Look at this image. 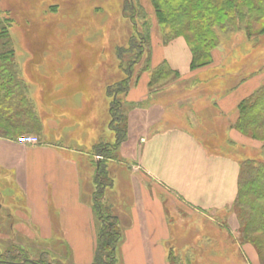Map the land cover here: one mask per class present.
Masks as SVG:
<instances>
[{
    "label": "crops",
    "instance_id": "0c3cea01",
    "mask_svg": "<svg viewBox=\"0 0 264 264\" xmlns=\"http://www.w3.org/2000/svg\"><path fill=\"white\" fill-rule=\"evenodd\" d=\"M227 52L218 47L211 64L193 69L185 39L165 44L155 36L151 70L166 62L178 76L153 93L152 72L143 71L124 95L127 138L107 162L113 192L124 208L118 213L113 200L111 209L120 224L127 220L118 250L122 264H171L176 240L170 208L178 202V209L184 210L176 213L183 218L224 216L229 231H238L234 203L240 159L232 150L242 136L235 124L239 103L261 85L264 73L241 76L235 84L210 74L224 69ZM178 82L186 83L184 90L171 95ZM89 120L84 122L85 132L75 135L77 123L62 124L54 128V141L39 137L34 145L0 136V177L16 184L23 229L40 237H63L72 253L71 264H91L97 243L99 218L93 195L98 159L91 151L95 141L88 139ZM95 121L93 131L105 132L108 119ZM217 138L229 143L230 150H218ZM96 140L105 141L100 136ZM106 198L105 192L104 203ZM242 250L247 255L246 245Z\"/></svg>",
    "mask_w": 264,
    "mask_h": 264
},
{
    "label": "rangeland",
    "instance_id": "374dc122",
    "mask_svg": "<svg viewBox=\"0 0 264 264\" xmlns=\"http://www.w3.org/2000/svg\"><path fill=\"white\" fill-rule=\"evenodd\" d=\"M179 3L190 4L195 11L200 8L206 12L222 9L220 0H0V17L11 38L18 77L34 113V120L17 128L0 118V127L9 132L8 136L17 138L24 132H32L44 140L54 141L55 129L59 130L62 124L77 123L73 129L75 135L78 131L85 132L84 122L90 116L93 118L89 120L91 134H87L88 139L95 141L94 145L99 136L102 140H113L109 128L105 127V132L100 133L93 130L95 120H109L106 85L123 76V68L120 67L127 66L139 55L134 44L139 42V35L135 33L130 17L133 16L138 23L141 35L147 37L143 59L133 67L136 74L151 55L153 37L158 36L165 43L161 17L164 18L167 10ZM248 24L252 27L249 31L246 28ZM194 28L188 25L177 31L172 35L175 36L173 40L183 38L188 45L197 44ZM215 34L211 55L218 47H225L228 52L224 69L212 70L210 74L223 76L226 82L235 84L241 76L264 73V16L256 20L239 18L228 30L217 28ZM172 79V76L163 77L150 86L153 88L151 92H155V87L163 89V85ZM185 84L178 82L171 95L184 90ZM99 91L104 95L102 100ZM102 102L107 107L102 106ZM81 121L83 125L79 123ZM58 124L61 126L56 128ZM237 130L242 136L241 142H234L232 152L240 163L264 159V120L259 124L248 123ZM216 142L218 150H230L229 143L226 145L223 139L217 138ZM94 159L97 160V156ZM112 188V185L105 188L107 198L104 205L115 214L111 209L114 200L118 202L120 213L123 204ZM238 188L241 202H257L255 196L244 194L241 186ZM17 194L14 180L0 177V256L4 259L28 257L34 262L71 264L72 253L67 250L63 237H40L23 229V214L19 213ZM180 205L178 202L170 208L172 235L176 240L172 250L176 258L174 264H264V229H252L248 235L242 233L240 216L235 208L238 231L231 233L224 216L213 219L198 216L190 221L176 213V209L178 212L184 210L178 209ZM262 218H255V221H264ZM126 221L124 219L120 224L122 232ZM98 222L99 233L102 224L100 220ZM243 245L248 247V256L242 250Z\"/></svg>",
    "mask_w": 264,
    "mask_h": 264
},
{
    "label": "trees",
    "instance_id": "16d2710c",
    "mask_svg": "<svg viewBox=\"0 0 264 264\" xmlns=\"http://www.w3.org/2000/svg\"><path fill=\"white\" fill-rule=\"evenodd\" d=\"M259 3L256 0H220L221 10H207L205 8L207 12L203 11V8L195 11V8L190 4L179 3L176 7L167 10L164 18L161 17L165 32V43L173 40L175 36L172 35L188 25L195 27L197 44H189L193 55L191 67L195 69L207 66L212 60L210 50L214 47L211 46L215 43L212 45L211 43L216 39L215 31L217 28L228 30L229 27L237 23L239 18L256 20L264 16V0H260ZM130 20L133 23L135 33L139 35V42L135 41L134 43L138 48L139 55L131 59L127 66L120 67L123 68V76L106 85L105 96L109 100L108 128L113 133L114 139L111 141H100L92 148L95 156H101L96 162V189L93 195V202L94 209L102 224L97 236L98 242L93 264H122L118 254L119 241L123 237L120 220L116 214L109 212L104 205L105 188L107 186L111 187L113 184L106 161L115 157V152L127 138L124 95L131 85L135 83L141 72L151 70V55L149 54L142 70H139L136 74L134 73V65L140 63L143 59V47L146 44L147 37L141 35L138 23L134 20L133 16L130 17ZM246 28L249 31L252 27H249L248 24ZM14 53L4 20L0 17V118H3L13 128H17L27 121L34 120V113L29 104L23 84L18 77ZM200 59L206 60L199 63ZM151 71L153 74L150 80L151 87L165 76H172L174 78L178 76V73L166 62ZM238 108L240 116L235 124L237 129L248 123L259 124L264 120V81L251 95L241 100ZM24 134L35 133L24 132L21 135ZM8 135L9 132L0 127V136L13 138ZM104 158L106 161H103ZM240 186L244 194H252L257 200V202H254L255 200L241 202L237 195L238 199L236 198L234 203V208L241 220L243 229L241 232L248 235L252 229H264V221H255V218L263 217L262 219H264V159L254 162L252 160V162L249 161L247 164L240 163ZM174 255L171 250L169 255L171 264L172 261L174 264V260L176 259ZM20 262L55 264L50 262L45 263L40 260L34 262L28 257H24L22 260H15L12 258L4 259L0 256V264H19Z\"/></svg>",
    "mask_w": 264,
    "mask_h": 264
},
{
    "label": "built area",
    "instance_id": "2783aa9c",
    "mask_svg": "<svg viewBox=\"0 0 264 264\" xmlns=\"http://www.w3.org/2000/svg\"><path fill=\"white\" fill-rule=\"evenodd\" d=\"M18 142L24 144L34 145L39 143V137L36 134H24L18 137ZM97 158H101V156H97Z\"/></svg>",
    "mask_w": 264,
    "mask_h": 264
}]
</instances>
